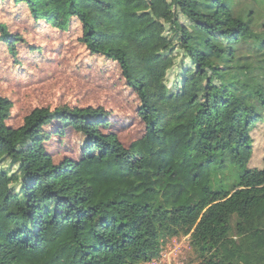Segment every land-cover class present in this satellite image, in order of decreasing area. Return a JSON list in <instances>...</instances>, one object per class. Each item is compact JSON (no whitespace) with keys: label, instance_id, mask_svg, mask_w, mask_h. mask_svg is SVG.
I'll list each match as a JSON object with an SVG mask.
<instances>
[{"label":"trees","instance_id":"1","mask_svg":"<svg viewBox=\"0 0 264 264\" xmlns=\"http://www.w3.org/2000/svg\"><path fill=\"white\" fill-rule=\"evenodd\" d=\"M15 2L80 23L88 52L120 66L144 133L126 146L93 105L35 107L14 127L0 95V264H145L180 236L193 264H264V0ZM0 40L17 54L24 38L0 23ZM69 130L79 157L56 161L49 143Z\"/></svg>","mask_w":264,"mask_h":264},{"label":"rangeland","instance_id":"2","mask_svg":"<svg viewBox=\"0 0 264 264\" xmlns=\"http://www.w3.org/2000/svg\"><path fill=\"white\" fill-rule=\"evenodd\" d=\"M0 23L24 38L17 45V54L0 40V95L13 103L10 125L20 126L35 107L93 105L104 106L114 114L113 129L126 146L142 137L144 126L137 114L139 101L135 93L125 85L117 62L88 52L80 40L82 28L78 21L74 20L68 30H60L44 20L36 21L25 5L0 0ZM176 55V61L187 59L182 51ZM175 75L177 67L170 72L171 82ZM253 137V165L262 166L264 123L256 127ZM79 138L76 131L69 130L62 143L51 141L49 150L54 159L79 157ZM173 242L180 252L176 254L173 248L174 264H193L196 258L190 239L180 236L167 240L168 244Z\"/></svg>","mask_w":264,"mask_h":264},{"label":"built area","instance_id":"3","mask_svg":"<svg viewBox=\"0 0 264 264\" xmlns=\"http://www.w3.org/2000/svg\"><path fill=\"white\" fill-rule=\"evenodd\" d=\"M189 238L188 236H185ZM171 244V246H170ZM175 243H166L162 249L160 255L154 259L147 261L145 264H174L175 259H172V255L176 250V254H179V247L174 245ZM175 247V250L173 249ZM177 248V249H176Z\"/></svg>","mask_w":264,"mask_h":264}]
</instances>
